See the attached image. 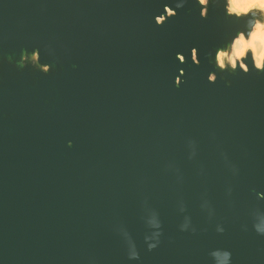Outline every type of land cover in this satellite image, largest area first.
Instances as JSON below:
<instances>
[{
  "label": "water",
  "instance_id": "obj_1",
  "mask_svg": "<svg viewBox=\"0 0 264 264\" xmlns=\"http://www.w3.org/2000/svg\"><path fill=\"white\" fill-rule=\"evenodd\" d=\"M202 11L0 0V264H264V71L214 61L252 12Z\"/></svg>",
  "mask_w": 264,
  "mask_h": 264
},
{
  "label": "clouds",
  "instance_id": "obj_2",
  "mask_svg": "<svg viewBox=\"0 0 264 264\" xmlns=\"http://www.w3.org/2000/svg\"><path fill=\"white\" fill-rule=\"evenodd\" d=\"M224 4L225 0H219ZM199 5L203 6V11L200 12V16L204 17L207 13L208 0H197ZM177 8L180 5L176 6ZM252 12L251 19L245 21V26L248 28L247 35L242 30H237L236 34L231 37L230 41H227L225 47H217L214 54V61L216 67L221 70H235L236 61H239V67L243 72L249 71V66H246L243 62L247 58L248 53H251V68L259 71H264V0H226V12L227 16L235 13L237 17L241 14H248ZM192 53H196L195 47L191 48ZM24 63H21L23 66ZM209 73V72H208ZM207 80L213 82L216 80V74L209 76L207 74ZM157 231L152 232L150 235L144 236V241L148 250H152L157 246L159 227L156 226ZM183 230V227H180ZM258 234H264V232L258 231L253 227ZM217 232H223L224 229H216ZM127 256L129 259H138V252L135 244L129 239L127 241ZM222 254L226 264H231V252L228 249L216 248L212 253Z\"/></svg>",
  "mask_w": 264,
  "mask_h": 264
},
{
  "label": "snow or ice",
  "instance_id": "obj_3",
  "mask_svg": "<svg viewBox=\"0 0 264 264\" xmlns=\"http://www.w3.org/2000/svg\"><path fill=\"white\" fill-rule=\"evenodd\" d=\"M208 3H209V0H208ZM173 15H175V14H173ZM196 49V48H195ZM198 52V50L196 49V53ZM198 56V55H197ZM196 63H199V60H198V58H197V62Z\"/></svg>",
  "mask_w": 264,
  "mask_h": 264
},
{
  "label": "rangeland",
  "instance_id": "obj_4",
  "mask_svg": "<svg viewBox=\"0 0 264 264\" xmlns=\"http://www.w3.org/2000/svg\"><path fill=\"white\" fill-rule=\"evenodd\" d=\"M236 62H239V61H236ZM240 63V62H239Z\"/></svg>",
  "mask_w": 264,
  "mask_h": 264
},
{
  "label": "bare ground",
  "instance_id": "obj_5",
  "mask_svg": "<svg viewBox=\"0 0 264 264\" xmlns=\"http://www.w3.org/2000/svg\"><path fill=\"white\" fill-rule=\"evenodd\" d=\"M236 63V62H235Z\"/></svg>",
  "mask_w": 264,
  "mask_h": 264
}]
</instances>
